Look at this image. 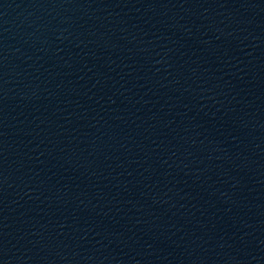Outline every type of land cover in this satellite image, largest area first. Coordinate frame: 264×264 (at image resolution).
<instances>
[{"label":"water","instance_id":"water-1","mask_svg":"<svg viewBox=\"0 0 264 264\" xmlns=\"http://www.w3.org/2000/svg\"><path fill=\"white\" fill-rule=\"evenodd\" d=\"M0 264H264V0H0Z\"/></svg>","mask_w":264,"mask_h":264}]
</instances>
